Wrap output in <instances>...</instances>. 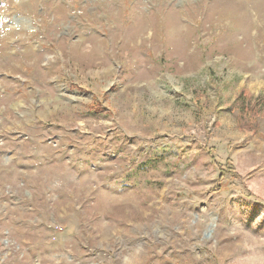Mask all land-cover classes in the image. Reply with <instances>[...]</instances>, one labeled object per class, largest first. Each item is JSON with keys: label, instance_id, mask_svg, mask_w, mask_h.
Instances as JSON below:
<instances>
[{"label": "rangeland", "instance_id": "1", "mask_svg": "<svg viewBox=\"0 0 264 264\" xmlns=\"http://www.w3.org/2000/svg\"><path fill=\"white\" fill-rule=\"evenodd\" d=\"M0 264H264V0H0Z\"/></svg>", "mask_w": 264, "mask_h": 264}, {"label": "trees", "instance_id": "2", "mask_svg": "<svg viewBox=\"0 0 264 264\" xmlns=\"http://www.w3.org/2000/svg\"><path fill=\"white\" fill-rule=\"evenodd\" d=\"M240 101H244L245 104H242V106H240V114L238 116V122L239 125L241 127L243 126H248V127H253L256 126L257 122H256V116L259 114V108L256 106L254 109L249 110L248 107L249 105V100H247V98L249 99L250 97L246 96V93H241V97H240ZM257 109H259L257 111Z\"/></svg>", "mask_w": 264, "mask_h": 264}]
</instances>
